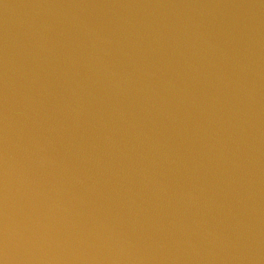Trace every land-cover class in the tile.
Instances as JSON below:
<instances>
[{"label": "water", "instance_id": "1", "mask_svg": "<svg viewBox=\"0 0 264 264\" xmlns=\"http://www.w3.org/2000/svg\"><path fill=\"white\" fill-rule=\"evenodd\" d=\"M0 264H264V0H0Z\"/></svg>", "mask_w": 264, "mask_h": 264}]
</instances>
